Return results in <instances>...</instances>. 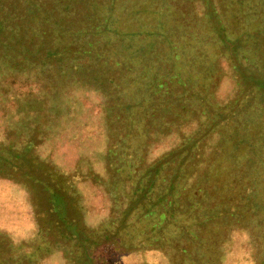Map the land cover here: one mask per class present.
<instances>
[{"label": "rangeland", "instance_id": "1", "mask_svg": "<svg viewBox=\"0 0 264 264\" xmlns=\"http://www.w3.org/2000/svg\"><path fill=\"white\" fill-rule=\"evenodd\" d=\"M210 1L234 57L204 0L118 1L114 26L135 34L101 41L96 73L34 63L23 20L0 58V264H264V100L237 77L264 78L245 46L262 23L251 0Z\"/></svg>", "mask_w": 264, "mask_h": 264}, {"label": "trees", "instance_id": "2", "mask_svg": "<svg viewBox=\"0 0 264 264\" xmlns=\"http://www.w3.org/2000/svg\"><path fill=\"white\" fill-rule=\"evenodd\" d=\"M35 0L30 2V8L28 9L27 13L24 14V12H14L15 7H9L10 4L13 2L10 0H0V58H8L10 54H8V49L11 50L10 45L8 43V40L13 36V40L21 39L23 36H27L24 34V30L22 29V22L24 19H26L27 22L29 20L33 21L32 25L33 28L31 29L34 37H30L31 41H27V48L26 52H32L34 63L36 64H44L50 65L52 63L55 67H60L63 69H66L68 65L63 62L64 59L73 58L79 61V66L83 68V66H89V58L90 59H98L93 58V55H99L100 50V44L101 41L103 43L108 42L109 44L113 45L114 42H120L118 39L120 35L127 41L131 39V37L135 34H131L127 30H119L117 27L114 26V18L116 15V7L118 4V1L120 0H106V3L103 4L100 8L97 9L96 12L92 9L90 6V3L92 0H70V3L67 5L68 0L66 3L63 1L61 2V5L59 4V10L57 11L58 7L55 9V15L59 16L61 15V12H66L68 9L71 8L76 9L75 10V20L70 22H61L58 24H54L52 20V6L49 5L48 7H45V0ZM100 1V0H98ZM207 1V2H206ZM204 0V3L206 2V10L208 12V15H210V18L212 20V27L215 31V33L218 36L219 42L222 44V48L227 52L230 51L232 53V57H234L235 49L240 46L241 40L239 38L234 39V41L229 40L225 29L220 26L217 20V14L214 9H212L211 1L210 0ZM254 3V7L256 9V17L261 21L262 28L261 30H257V27L254 31H252L249 35L250 43L245 45L246 48H248L251 52L250 55L260 58L264 61V2L262 3L260 0H251ZM60 3V1H58ZM37 5V6H36ZM238 5L240 6V10L243 8L241 2H238ZM13 8L14 11H11ZM29 12V13H28ZM10 16V17H9ZM243 17V16H242ZM245 17L243 19L245 20ZM10 20H13L14 26L16 28V33H7L9 30V22ZM247 20V19H246ZM260 23V24H261ZM157 30L154 28V32H151V35L153 34H161V31L159 30V25L157 26ZM239 32V31H238ZM143 36V34H140ZM258 38V41L255 43L253 39ZM25 38V37H24ZM23 41H26L24 40ZM29 42V43H28ZM31 45L29 46V44ZM39 47V48H37ZM12 48V47H11ZM12 53H15V50H19V48L13 47ZM23 52H25L23 50ZM106 52V51H105ZM36 54V56H35ZM101 57V56H100ZM57 60V61H56ZM261 61V60H260ZM20 62V61H19ZM19 62H17L16 65L20 66ZM91 67L96 68L95 73L100 71L102 68H106L105 63H101L99 61L98 64L92 65ZM121 64L117 62L114 63L115 67H119ZM8 64H3L2 70H7ZM9 67V66H8ZM111 67V66H110ZM123 67V66H122ZM125 68V66H124ZM16 69V68H15ZM123 69V68H122ZM110 70V69H109ZM111 71V70H110ZM237 77L242 82V84L249 86V89L254 90L263 100H264V78L261 76H255V75H242L238 68H237ZM144 99L142 97L141 101ZM153 103H159L160 101L152 100ZM151 101V102H152ZM142 103V102H141ZM126 105L127 107L130 106L134 107L138 105V101L136 104L129 103L127 100L123 102V105ZM143 104V103H142ZM128 109V108H127ZM182 165V164H181ZM180 168H178L179 170ZM159 170L157 168L152 169V174L158 172ZM178 174L176 172L174 174L175 176ZM153 187V184H152ZM171 190V187L168 189ZM143 194V193H142ZM168 194L171 195V192ZM55 197V196H54ZM52 197V204L54 205V211L57 212L60 216H55L53 214L54 218H57L60 224H62L66 229L68 228V225L66 221L63 219V204L61 199L55 200V198ZM144 197V196H143ZM157 204H152V206H156ZM61 210V211H60ZM62 213V215H61ZM62 216V217H61ZM70 226V225H69ZM71 228V227H70ZM73 229V230H72ZM68 230V229H67ZM71 230L74 232V227L71 228ZM69 231V230H68ZM71 232V231H70Z\"/></svg>", "mask_w": 264, "mask_h": 264}]
</instances>
